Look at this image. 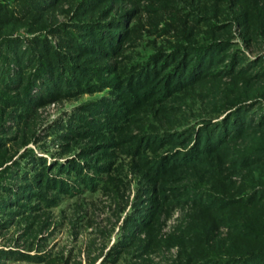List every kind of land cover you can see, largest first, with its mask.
Here are the masks:
<instances>
[{
  "label": "rangeland",
  "instance_id": "374dc122",
  "mask_svg": "<svg viewBox=\"0 0 264 264\" xmlns=\"http://www.w3.org/2000/svg\"><path fill=\"white\" fill-rule=\"evenodd\" d=\"M27 2L0 0L18 18L0 24V42L25 51L40 39L67 79L35 105L19 89L33 66L13 65L24 81L0 88V197L14 202L0 208V251L9 252L0 264H185L181 244L201 250L198 227L225 214L208 210L237 195L233 147L246 143L231 138L186 164L182 155L233 104L264 106V0H48L20 16ZM196 66L193 85L173 87ZM142 71L150 87L140 102L131 80ZM68 161L81 170L55 169ZM205 194L213 200L203 210ZM218 225L204 237L226 240ZM194 252L189 264L202 260Z\"/></svg>",
  "mask_w": 264,
  "mask_h": 264
},
{
  "label": "trees",
  "instance_id": "16d2710c",
  "mask_svg": "<svg viewBox=\"0 0 264 264\" xmlns=\"http://www.w3.org/2000/svg\"><path fill=\"white\" fill-rule=\"evenodd\" d=\"M27 1L28 2L25 3L27 4L26 8L19 12L20 16H25L26 14L27 16H35L40 11L39 9H45V7L50 4L47 2L48 0ZM0 13H6V16L0 14V24H4V27H9L12 21L18 19L16 17L15 19L12 12L6 11L1 5ZM18 43L19 42L15 43L14 41L13 43L6 41L0 42L1 90H4V92L9 89L13 90V88L15 89L19 86L20 82L24 81L22 76L18 74L14 75L13 65L18 69L30 65L33 66L35 71L29 76V79L27 78L28 81L23 82L25 84H20L19 89L21 87L20 92L22 93V97L32 105L54 98L58 93L62 81L67 79L59 75L57 69L52 67V64L58 61V58H55V53L51 52L52 49H48L47 45H41L40 39H34L32 41V46L30 45L25 51L21 50L20 44ZM207 45L209 48L211 44ZM209 50L211 49H207L206 52ZM192 65L195 66L196 63ZM62 67H64V65ZM196 69L197 66L194 70L193 68L192 71L189 70V73H191L185 78L178 76V80L176 82L174 81L173 87L193 85L196 80L192 81L190 79L192 78V73L194 74ZM141 70H144V68H141ZM144 74H146L145 71H142L140 74H134L131 80L132 83L134 82V84H136L139 82L138 86L141 85L140 91L136 93L140 102L143 101L142 96L148 94L149 90L147 89L150 87L147 86L149 82L142 81L145 77ZM150 74L152 79L148 80L152 82L155 72H150ZM176 75L175 73L174 77H176ZM163 81L165 82L166 80ZM186 82L188 83L186 84ZM64 84L62 87L65 89ZM34 90H37L38 93H32ZM163 92L164 94L169 93L167 88H164ZM5 99L6 98L0 99V101L5 102ZM256 106L257 104H251L249 107L254 108ZM231 107L230 110L234 109V111L227 114L221 122L210 123L205 126L204 135L206 140H204V145L200 146L195 142L194 146L182 155L186 161L184 164H186L196 160L201 154L207 156L214 151L220 150L223 143L231 138H233V141L244 138L243 140L246 143L243 146L236 145L233 147V176L242 175L241 177L243 179L238 188H236L235 193L237 195L233 196V199L222 201V203L226 205L225 208L220 210H208L221 211L225 209L224 215L212 216L208 222H204L198 227L199 234L197 236H203L205 240L202 238L196 242L201 244V250L193 249L201 253L199 258L202 260L197 264H264V106H257L258 108L255 112L251 109L247 110V106L242 103L233 104ZM1 128L2 126H0V129ZM202 131L204 133V129ZM248 131L252 132L248 133ZM154 138L160 141L162 140L160 136H154ZM163 159L164 158L160 160L158 166L162 164ZM34 162L37 161L34 160ZM38 162L42 161L39 160ZM176 164L181 165V162L177 161ZM55 167L57 171L67 174L68 176H70L71 173L73 174L81 170V167L75 161H68L64 166L55 165ZM212 177L215 178L214 175H212ZM30 181L32 183H38V185L42 183L40 182L41 179L39 175H37L34 180ZM44 186L53 187V190L58 192L64 193V191H67V186H65L62 181L57 180L55 182V180L51 178H46ZM7 193L11 194L10 190H7ZM16 194H18V196L14 194L15 197H21L22 195L20 193ZM11 199L12 198L5 199L0 197V208L3 210L12 208L14 202H12ZM205 199H207V201L208 199L213 200L211 196L200 199L199 202L203 205L201 206L202 209L211 207L210 203H203ZM17 204L19 203L16 202L15 205ZM219 223L220 225H225L228 229L226 240L217 241L213 236L212 238L204 237L207 234H211ZM2 224L3 223L0 225ZM182 244V257L184 255V258L188 260L185 264H189V262L194 261L192 256L195 252L186 253V248L184 246L186 244ZM8 253L0 251V258L2 255H9ZM11 257H18L26 260L32 259L31 257L29 258L23 255L16 256L14 253H11Z\"/></svg>",
  "mask_w": 264,
  "mask_h": 264
}]
</instances>
